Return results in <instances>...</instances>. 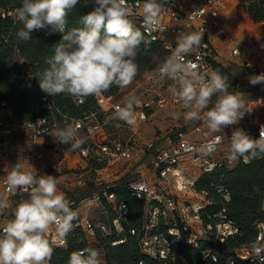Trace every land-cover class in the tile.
I'll return each instance as SVG.
<instances>
[{"label": "built area", "instance_id": "2783aa9c", "mask_svg": "<svg viewBox=\"0 0 264 264\" xmlns=\"http://www.w3.org/2000/svg\"><path fill=\"white\" fill-rule=\"evenodd\" d=\"M127 2L131 5V13L139 19L140 27L146 39L149 42L159 41L168 52L167 57L173 54L177 46L176 36L180 31L195 32L203 28L201 46L197 51L184 56L182 62L189 66L195 65L202 72L215 71L212 63L216 62L217 52L212 39L219 31V11L225 9L223 0H170L160 13L159 25L149 31L145 30L142 14L143 2L139 0H127ZM261 24L264 25V21ZM247 42L254 44L258 51L264 50V34ZM245 43V41L229 42L228 48L231 56H240ZM257 59L255 57L254 60L257 61ZM161 65L155 70L144 73L143 82L146 87H142V89L140 87L139 90L142 91L139 94V91L135 93L139 102L133 105L135 115L133 123L117 119L114 116L117 108L124 107L126 102H113L112 97H105L102 94L95 95L101 118L93 113L81 120H69V126L76 129V138L82 141L80 147L75 150H69V144L60 143L52 136L57 131L55 128L46 127L45 118H36L32 122L23 124L11 122L8 106L2 102L0 104V163L7 154L5 149L11 144L15 128L27 132L29 142L24 153V160L30 166L27 170H36L38 174H43L45 166L49 164H61L74 151H78L80 156L86 158L90 157L91 150H94L96 155L104 159L108 166L113 165L116 160L137 156L139 153L137 150L122 144L118 139L110 144L95 143L94 136L98 131L105 129L112 123H116L118 126L122 124L134 133V128L146 120L147 111L151 110L153 104L165 106L168 102L171 104L180 103L168 90L173 82L169 79L160 78ZM243 66L253 69L256 75L264 73V70H260L255 62L254 64L244 62ZM22 72L25 77L29 76L28 70ZM160 89L166 90L163 92ZM159 91L161 93H158ZM150 94L154 96L152 99H148ZM215 100L216 97L213 96L208 106L209 109L214 106ZM41 101L43 107L51 105V100L47 95H44ZM74 101L77 104L81 103L76 98ZM245 103L249 109H252L251 112L246 113L238 124L227 126L223 131L211 132L203 120L183 121L175 131L164 135L162 142H146L144 144L143 149L151 152L147 166L148 174L145 177H137L136 175L140 172L137 169L136 172L133 171L132 177L120 186L125 187L132 197L143 200L140 248L145 255L161 260L169 259L175 264H180L181 260L177 254L176 244L180 242L198 247L199 240L207 238L213 231V225L202 224L200 213L201 208L209 204L208 194L204 191H196L195 182L200 176L209 175L216 169H230L239 161L245 163L242 157L235 161L229 159L230 137L234 129L241 128L248 135L254 136L256 139L259 138L260 128L264 126V121H261L259 117L264 112V99L258 96ZM90 121L93 124L85 125ZM81 132L82 137L79 136ZM191 168L195 169L192 171ZM6 174V171L0 169V194L6 192L4 183ZM83 184L84 181L81 179L76 181L77 186ZM116 186L119 185L104 183L97 191L81 198L76 203L70 204L77 212L73 226L84 233L88 242L94 240L96 229L102 234H107L109 229L104 223L95 225L86 217L79 216L80 207L99 203L107 205L112 210L110 221L114 229H118L120 222L126 220V204L110 191L111 187ZM215 191L224 202L229 200L227 190L224 187L218 186ZM8 198L10 207L0 213V229L13 218L15 206L27 199L28 194L23 190H17L14 194H9ZM223 212L224 209H221L217 214L220 221L216 226L221 242L224 236L234 234L237 231L233 224L225 219ZM160 222L165 225L166 235L170 237L169 239L163 233L154 232ZM255 229L256 236L253 244L264 243V216L256 223ZM133 233L131 231V234ZM48 239L50 246L61 247L65 245V238H61L56 233L54 226L49 230ZM253 244L243 246L236 251L235 256L242 261H247L248 264H264V251L259 255L254 254ZM202 257L216 261L214 250L211 248L205 249L202 252ZM46 264L48 263L46 262ZM101 264L106 263L101 259ZM226 264H233V262L228 259Z\"/></svg>", "mask_w": 264, "mask_h": 264}, {"label": "clouds", "instance_id": "9594fccd", "mask_svg": "<svg viewBox=\"0 0 264 264\" xmlns=\"http://www.w3.org/2000/svg\"><path fill=\"white\" fill-rule=\"evenodd\" d=\"M78 3L81 0H21L14 16L22 25L15 34L20 41L32 40L31 34L41 30L46 34H61L53 55L45 58L48 66L35 78L47 95L64 94L82 103L88 96L100 95L112 86L130 85L138 72L137 51L142 43L149 41L129 18L131 5L127 0H83V6L91 4L93 10L80 18L82 27L69 29L68 13ZM166 3L167 0H144L142 14L146 31L159 25ZM203 34V28L177 34V46L161 65L160 78L173 82L168 90L188 109L184 115L186 121L203 120L211 132H219L238 124L252 109L238 94L229 91L227 76L218 70L202 72L195 65L182 62L184 56L199 49ZM249 83L264 84V73L250 76ZM213 96L216 100L209 109ZM138 102L136 97L129 98L124 107L117 108L115 118L133 123V105ZM52 136L60 143L69 144V150L79 148L82 143L72 126ZM261 156H264V126L257 139L241 128L233 130L230 160L242 157L245 163H250ZM5 171L6 192L0 194V213L10 207L9 194L23 190L28 198L15 206L13 218L0 229V264H46L53 254L49 230L54 226L56 233L65 238L73 229L77 212L58 190L55 176L25 170L19 162ZM253 250L259 255L264 251V243L253 244ZM68 264H101L100 252L92 248L74 251Z\"/></svg>", "mask_w": 264, "mask_h": 264}, {"label": "trees", "instance_id": "16d2710c", "mask_svg": "<svg viewBox=\"0 0 264 264\" xmlns=\"http://www.w3.org/2000/svg\"><path fill=\"white\" fill-rule=\"evenodd\" d=\"M144 3V0H139ZM170 0H167L169 3ZM166 3V4H167ZM21 5V0H0V104L6 103L11 122L17 124L29 123L36 118H45L47 128L62 130L61 125L69 126V120H81L85 116L95 113L101 118L95 95H90L82 103L77 104L74 98L59 94L50 96L39 88L36 74L46 68L45 58L53 55V49L61 40L60 33L46 34L45 30L33 32L32 40L20 41L16 32L22 25L15 19L14 10ZM238 7L242 8L254 23L264 21V0H239ZM92 5L83 6V0L78 3L67 16V27H82L80 18L92 11ZM10 13V14H9ZM137 28L139 19L131 13L129 17ZM143 33V32H142ZM154 53L162 55V60L155 67L151 63ZM168 52L162 44L157 42L142 43L137 51L135 62L138 72L155 70L167 58ZM23 61L29 70L30 84L25 86L22 81L23 68L18 61ZM215 70L227 76L233 92L236 80L222 65L212 63ZM155 67V68H154ZM250 75H255L251 68L244 67ZM105 97L117 99L121 95V88L112 86L101 93ZM47 95L51 100L49 107L44 106L41 98ZM119 95V96H118ZM108 125L107 127H109ZM106 127V128H107ZM252 139L254 136L249 135ZM111 187L110 191L127 206L126 220L120 222L119 228L114 229L111 223L112 210L107 205L99 203L106 212L104 223L109 229L102 234L98 229L94 233V242H88L84 233L73 226L65 237V245L51 246L53 254L48 264H68L70 254L86 248H94L97 244L103 251L101 259L106 264H175L169 259L161 260L145 255L140 248L143 225V200L132 197L125 187ZM222 186L227 190L229 200L224 202L216 193L215 188ZM196 191L208 194L209 204L201 208L202 224L214 226L207 238L199 240V246L193 247L178 242L177 254L180 264H226L231 259L233 264H248L238 259L236 251L254 243L256 223L264 216V158L253 159L250 163L239 161L230 169H216L209 175L200 176L195 182ZM224 209L225 219L237 229L236 233L224 236L219 241V231L216 226L220 219L217 214ZM80 215V212H79ZM74 223V221H73ZM165 225L160 222L154 232L166 235ZM131 231L134 233L131 234ZM115 243V244H113ZM211 248L214 250L216 261L211 258L203 259L202 252Z\"/></svg>", "mask_w": 264, "mask_h": 264}, {"label": "rangeland", "instance_id": "374dc122", "mask_svg": "<svg viewBox=\"0 0 264 264\" xmlns=\"http://www.w3.org/2000/svg\"><path fill=\"white\" fill-rule=\"evenodd\" d=\"M237 4L239 0H237ZM231 0L228 1L230 3ZM261 23V22H260ZM176 26V24H175ZM236 42L241 39H232ZM231 40V41H232ZM162 60V55L154 53L151 58V63L155 64V67ZM18 64L23 70H28L23 61H18ZM154 67V68H155ZM230 74H232L236 80L233 88V93L238 94L245 102L260 96L262 85H252L249 83V77L253 76L245 71L244 67L229 65L224 67ZM29 71V70H28ZM147 70L137 72L132 83L125 88H121V95L117 99H113V102H126L129 98L135 97L137 91L138 94L142 91L139 90L144 86L143 82L144 73ZM25 76L23 75L22 81L24 83ZM143 84V85H142ZM161 91L166 89H160ZM159 91L158 93H161ZM164 92V91H163ZM156 95V94H155ZM154 96L150 94L148 99H152ZM188 109L183 107L180 102L178 104L166 103L165 106L154 105L151 110L147 111L146 120L140 123L138 127H135L133 133L129 128L122 124L118 126L116 123L110 124L109 127H105L97 132L94 136L95 143H112L115 139H118L122 144L134 148L139 153L137 156H132L130 159H119L114 162L113 165H106L104 159L100 158L94 150L90 152V157H82L78 151H74L69 154L68 158L61 164L53 163L45 166L43 174L53 175L58 181V188L65 193L67 199L71 203H76L81 198L90 195L97 191L104 183L109 185H118L132 177L133 171L136 172L139 169L137 177H145L148 174V163L151 156V152L143 149L146 142H162L164 135L175 131L178 126L181 125L184 119L185 112ZM93 124L92 121L85 125ZM62 129H65V125H61ZM15 128L13 132V139L8 148L5 149V153L9 152L8 171L11 170L13 165L17 162L22 163L25 169H29V164L24 160V153L28 148V135L23 129ZM58 132L59 130L55 128ZM82 132L79 134L82 137ZM92 143V142H91ZM66 144V143H65ZM68 145V144H67ZM144 151V154H143ZM35 168V167H32ZM195 168H191L193 171ZM61 179L66 181L69 179L72 181L73 187L71 190H67L64 183H60ZM81 179L84 184L81 186L76 185V181ZM15 206V205H14ZM81 217H86L93 224H98L105 221L106 212L103 210L100 204H89L79 208ZM91 243L94 241H90ZM93 249H97L102 257V249L95 244Z\"/></svg>", "mask_w": 264, "mask_h": 264}, {"label": "crops", "instance_id": "0c3cea01", "mask_svg": "<svg viewBox=\"0 0 264 264\" xmlns=\"http://www.w3.org/2000/svg\"><path fill=\"white\" fill-rule=\"evenodd\" d=\"M223 1L225 3V9L219 11V31L212 39L213 46L217 52L216 62L223 67H228L229 65L244 67V62L251 64H254L255 62L260 70H264V50L258 51L254 44H249L247 42L263 35L264 25L252 22L246 12L237 6V0H231L230 3H228L229 0ZM232 39H241L240 41L246 42L242 47V53L240 56L233 57L230 54L228 43L231 42ZM255 57L258 58L257 61L254 60ZM24 83L25 86H29L30 78L25 77ZM261 85L262 90L260 92V97L264 99V84ZM259 117L261 121H264V112L260 114ZM9 157L8 152L0 163V169L5 171L8 167ZM60 183H64L68 191L73 187L72 181L69 179H66V181L61 179ZM58 190L61 191L59 188ZM12 206L13 205L11 203V207Z\"/></svg>", "mask_w": 264, "mask_h": 264}]
</instances>
